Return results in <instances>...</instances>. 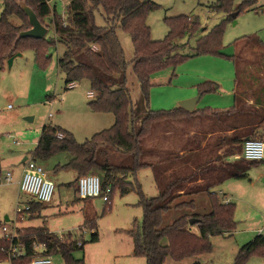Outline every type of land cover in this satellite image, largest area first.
<instances>
[{
  "label": "trees",
  "instance_id": "obj_1",
  "mask_svg": "<svg viewBox=\"0 0 264 264\" xmlns=\"http://www.w3.org/2000/svg\"><path fill=\"white\" fill-rule=\"evenodd\" d=\"M51 1L2 0L0 66L30 49L42 70L50 59L48 48L61 45L64 51L57 59V70L64 77L65 87L88 81L90 92L94 93L88 103L90 110L112 114L114 123L82 144L77 143L71 133L46 124L32 158L44 161L58 153H68L72 159L56 170L72 169L77 176L89 172L99 174L102 192L110 188L109 201L115 189L121 195L135 189L143 211L142 224L126 233L132 239L133 256L144 258L146 264H163L167 257L178 262L208 253L210 238L230 237L237 229L235 205L224 203L214 189L229 179L248 178L250 169L260 163L245 162L238 156L246 138L253 139L264 131V106L258 100L248 106L236 95L233 107L224 111L208 108L187 112L180 107L152 111L149 90L151 76L158 71L175 67L192 57L221 55L225 21L206 31L191 17L165 18L168 33L162 40L154 41L146 24L148 14L160 7L153 0H67L66 18L55 15ZM233 2L217 0L208 8L223 11L228 20L234 19L233 13L238 16L245 11L263 9L254 7V0H247L232 11ZM23 7L30 8L47 29L52 28L54 37L20 38V32L30 29ZM96 11L104 20L103 26L95 23ZM119 32L129 36L133 48L130 65L143 103L136 112L127 87L129 63L125 60ZM197 32L201 36L196 38L191 53L182 54L180 50L185 45H179L178 39L185 35L192 37ZM240 41L262 45L256 36L237 39L235 44ZM231 58L238 63L237 54ZM197 91L200 95L213 94L217 85L205 82L198 85ZM228 132L230 135H226ZM57 133H61L62 138H58ZM227 158L233 160L227 161ZM141 168L151 169L158 191L156 197H144L138 184L126 181ZM200 194H205L210 203L206 214L195 211L193 196ZM34 204L41 205L29 203V214ZM172 210L179 212V216L165 225L164 214ZM190 220L196 222L191 225ZM193 226L197 234L192 232ZM87 229L90 238L85 243H97L96 222L85 219L79 232ZM24 232L18 238L22 254L16 258L8 259L9 243L0 238V262L27 264L38 256L59 254L64 264H84V258L75 259L72 255L76 250L83 251L84 242L80 246L75 240L62 242L45 227ZM34 244H43L45 250L37 252ZM253 256H264V235H257L242 245L233 264H245Z\"/></svg>",
  "mask_w": 264,
  "mask_h": 264
},
{
  "label": "rangeland",
  "instance_id": "obj_2",
  "mask_svg": "<svg viewBox=\"0 0 264 264\" xmlns=\"http://www.w3.org/2000/svg\"><path fill=\"white\" fill-rule=\"evenodd\" d=\"M22 2V0H15ZM160 7L148 14L146 24L150 28L151 38L154 41L162 40L168 33V28L164 22L165 18H172L178 16H187L196 19L197 23L202 29L210 31L214 26L222 21L224 23V31L221 40V55L208 56L205 61H191L186 64L179 63L175 67H169L158 71L154 74H172V80L167 84L164 80L151 82L149 90V106L154 111H168L171 108V103L168 98L160 97V104H155L156 96L159 92H165L169 97L174 96L176 92L173 86H189L192 83L191 77L180 76L179 79L174 78L178 73L184 72L188 68L189 71L195 70L199 77L217 78L223 75L225 71L230 68L232 63L231 56L235 50V41L245 36H256L262 41L264 45V10L245 11L236 16L233 20L227 19V14L223 11H211L208 6L217 2V0H153ZM247 0H234L232 11L242 2ZM254 7H258L264 0H254ZM67 0H52L50 6L55 15L60 18H66ZM257 4V5H256ZM2 10V0H0V13ZM95 23L99 26L104 25V20L99 11L95 12ZM18 23V20H13ZM47 24V21H46ZM201 33L197 32L192 37L185 35L178 39L177 43L185 45L180 50L182 54L191 53L194 47L195 39ZM47 39L53 38V29L48 28L45 36ZM121 46L124 50L125 60L129 63L126 76L127 87L130 91V96L133 104V110L141 107L142 98L140 95L139 85L132 72L130 61L133 57V48L128 35L123 32L118 33ZM64 48L61 45L51 46L47 52L50 55L48 64L40 71L38 64L35 62L34 52L30 49L20 53L21 56L16 58L12 66L9 68L7 62L4 64L2 71H0V83L6 86H18L17 92L20 95L19 102L13 99L1 102L0 114L5 115L7 112L18 107V103H23L22 112L24 117H35V122L52 121L55 125L71 133L77 143L82 144L89 140L94 134L103 130L109 129L114 123V117L110 113H95L92 112L88 106L92 98L87 97V93L91 91L88 81L82 80L75 82L74 89H68L64 85V77L57 70V59L63 54ZM237 56L239 57L237 63V87L236 92L239 99L245 103L260 96L264 98V48L249 42H242L238 45ZM194 60V59H193ZM196 60V59H195ZM233 65V64H232ZM37 72L41 76L37 75ZM152 74V75H154ZM44 76V77H43ZM197 76V77H198ZM206 80L202 82L205 83ZM210 82V81H209ZM227 85L233 86V78L226 81ZM39 86H51L49 92L40 94L37 92ZM170 86V87H168ZM170 88V89H168ZM16 92V91H15ZM157 92V93H156ZM260 92L263 93L260 94ZM156 93V94H155ZM13 94L14 93L13 91ZM223 96V95H222ZM50 98V99H49ZM152 106H151V100ZM212 103L220 102L225 97H220L217 93L216 97H209ZM51 101L49 104H44L45 100ZM172 100V98H170ZM245 100V101H244ZM28 104V106H26ZM203 104V103H201ZM11 109H7V106ZM156 105V106H155ZM232 106V105H231ZM229 106V107H231ZM176 107V106H175ZM30 113V114H24ZM51 117L48 118V114ZM22 116V117H23ZM21 122V121H20ZM264 130V129H263ZM10 134L14 132L10 131ZM264 131L255 137V139L263 138ZM19 143L20 139L15 137L13 139ZM16 149V144L12 143ZM60 154V155H59ZM68 153H65L67 155ZM241 148L238 158H240ZM64 155L58 153L52 158L41 161L40 166L46 173V177L54 185V193L52 200L47 204L31 205L32 213L28 217L17 223L15 222L16 208L35 202L33 197L24 193H17L16 203H9L7 207L0 210V228L3 225L12 227L18 225L20 227V236L25 234L29 227H45L50 233L61 239L62 242L75 240L80 242H87L90 238L89 230L79 232L80 226L84 220H94L96 222L97 231L99 234V241L97 243H85L83 251L76 250L72 253L75 259L84 258L85 264H115L120 253H127L131 250L132 239L127 235V231L140 227L143 219V211L139 205V195L134 189L125 195H121L117 189L111 192L109 203H105L101 197L93 199H79L77 196V176L72 169H57L58 166H64ZM240 160H242L240 158ZM254 173V172H253ZM251 173V174H253ZM87 174H95L89 172ZM86 175V174H84ZM252 177L249 173V178ZM254 177V176H253ZM254 180V179H253ZM127 182L138 184L140 191L146 198H153L157 196V189L153 180L151 169L141 168L135 176L129 175L126 178ZM75 182V183H74ZM74 183V184H73ZM110 188L108 189V192ZM78 198V199H77ZM199 214H206L210 211V203L206 195L196 200V210ZM4 213V214H3ZM9 222H5V216ZM179 216V212L172 210L164 214L163 223L170 224ZM23 226V227H22ZM27 226V227H25ZM192 232L197 234V228L193 226ZM211 249L208 253L203 255L185 258L182 261H174L167 257L163 264H233L238 249L235 246L233 236H214L210 238ZM38 252V250H37ZM52 264H63V259L59 254L50 256ZM121 259V258H120ZM119 260V259H118ZM0 264H9V261L0 262ZM246 264H260V261L254 256L248 260Z\"/></svg>",
  "mask_w": 264,
  "mask_h": 264
},
{
  "label": "crops",
  "instance_id": "obj_3",
  "mask_svg": "<svg viewBox=\"0 0 264 264\" xmlns=\"http://www.w3.org/2000/svg\"><path fill=\"white\" fill-rule=\"evenodd\" d=\"M262 4H264V2ZM259 7L264 8V5H260L256 8ZM242 42L244 41H240L237 44H235V50L233 55L237 54L238 45H240ZM259 47L264 48L263 43ZM20 56L15 55L13 61ZM206 57L208 56L192 57L185 63L188 64L191 61H195V62L205 61L203 59H206ZM230 65H231L229 66L230 68H228V70L225 71L223 75L217 78H212V77L202 78L197 75L195 70L189 71L188 68L184 69L183 70L184 72L178 73V76L174 75V78L177 77V79H179L181 75L185 77H191L190 79H192V83L189 86H185L184 89H180L181 86H173V89H175L174 91L176 92H171V93H174V96H171V94H169V97H167L165 95V92L162 91L159 92V96H156L158 97L156 98V101L154 98L151 100V106L153 100L155 101L156 105L158 103L160 104V97H161V98H168L171 103V106L176 108L178 107V103L180 101L187 100L197 95H200L197 91V87L198 85L202 84L204 80H206L205 82L210 81L216 84L217 91L216 93L213 94L200 95V99L195 106V110H204L209 108L211 110L224 111L231 109L234 105V97L237 95L236 87H237L238 71H237V63L235 64L233 60L232 63H230ZM2 69L3 67H1L0 71H2ZM37 71L40 70L37 69ZM37 75L38 77L39 75L41 76V74H39L38 72ZM233 75H234L233 86H225V84L227 85L226 81L229 80L230 78H233ZM171 78H172L171 73L169 74V72H166V74H163L162 72H160V74L152 75L150 81L158 82L160 80H164V83L168 84L172 80ZM17 87L18 86L1 85L0 83V105L1 102L5 101L6 99L7 100L13 99L15 102H19L21 98L16 90ZM75 87L76 86H74V88ZM50 89L51 86H39L37 92L38 93L40 92V94L41 93L44 94L49 92ZM13 91L16 94H13ZM217 93H219L220 97H225V99L220 102L216 101V103H212L209 97H213V96L216 97ZM89 94L91 95V97L88 96ZM260 94L263 95L262 92H260ZM87 97L93 98L94 93L89 91L87 93ZM256 97L257 98L254 100V102L258 100L263 104L262 106H264V98H261L260 96H256ZM170 98H172V100ZM49 99L43 102L44 104L46 103L51 106L52 103ZM254 102L252 100L250 101L246 100L245 104L251 106L254 105ZM22 104L23 103L21 104L18 103V107L16 109L13 108L11 109V106L8 105L7 109H11V110L6 111L7 113L5 115L0 114V210L2 212H5L3 210L4 208L7 207V204L11 202L16 203L17 201V193L20 192L19 181L24 165L26 161H28L29 159H33L32 152L38 143L42 127L46 124L60 127L59 125H55V123H53L52 121H45L44 119L35 122V117L33 115L31 117H24L22 112V107L24 106ZM26 106H28V104ZM24 114H30V113H24ZM50 115L51 113L48 114V118L52 116ZM10 131L14 132V136L13 134H10L11 133ZM226 135H230V132H228ZM15 137L20 139L19 143L13 140ZM12 143L16 144L17 147L16 149L12 146ZM62 154L64 155L63 165H66L72 159V157L69 154L65 155V152H63ZM226 160L232 161L233 159L227 158ZM34 161L38 165L41 162L40 160H34ZM7 173L11 175L10 181H6L5 179ZM249 173L252 176L250 178H249ZM76 179H77V174H76ZM214 192L217 193L218 197L224 203H233L235 205L234 220L238 223V225L235 233L232 236L234 238L235 246L237 249H239L245 243L254 239V237H256L257 235L260 234L264 235V162H260L255 167L250 169V171L248 172V178L241 180L229 179L224 183H222L221 185H219L218 187H216L214 189ZM203 195L205 194L193 196V200L195 202V210H196V200L201 198V196ZM75 197H77L76 191H75ZM3 216H5V222L6 223L9 222L8 219L6 218V215ZM27 228H36V227L28 226ZM132 251H133V246L131 247V250L129 252L120 253L121 255L117 258L115 264H146V260L144 258L133 256ZM253 257H250L248 260H251ZM255 257L256 259H258V261H260V264H264V256H255Z\"/></svg>",
  "mask_w": 264,
  "mask_h": 264
},
{
  "label": "built area",
  "instance_id": "obj_4",
  "mask_svg": "<svg viewBox=\"0 0 264 264\" xmlns=\"http://www.w3.org/2000/svg\"><path fill=\"white\" fill-rule=\"evenodd\" d=\"M264 10L263 9H256ZM75 84H68V89L74 88ZM91 97V95H88ZM51 116V115H50ZM58 138H62L61 133H57ZM240 158L245 162H264V137L258 139H246L242 144V151ZM6 181H10L11 175L6 174ZM19 191L26 195L33 197L35 203L38 204H47L52 200L54 193V185L48 180L45 176V173L41 166H39L33 159L26 161L20 181H19ZM109 192H102L101 190V180L95 174H87L82 177H79L77 180V197L79 199H93L101 197L105 203H109ZM18 204L16 208V217L15 222H21L24 217H28L29 214V204H25L22 207H19ZM20 227L18 225H13L8 227L3 225L0 228V238H3L6 242L9 243V248L7 250L8 259L16 258L22 254V245L19 243V232ZM84 232V231H81ZM17 240V243L14 244L13 241ZM81 242L78 241L77 245L80 246ZM35 250L40 253L45 250L43 244H34ZM27 264H52L49 256H38L33 258Z\"/></svg>",
  "mask_w": 264,
  "mask_h": 264
},
{
  "label": "water",
  "instance_id": "obj_5",
  "mask_svg": "<svg viewBox=\"0 0 264 264\" xmlns=\"http://www.w3.org/2000/svg\"><path fill=\"white\" fill-rule=\"evenodd\" d=\"M23 13L27 17L30 29L20 32L19 37L24 38H31V39H43L47 34V28L43 26L40 21L37 19L35 13L28 7L22 8ZM236 13L232 14V18L236 17ZM16 56H20V54H16ZM15 57V56H14ZM14 57L7 60V66L10 68L12 66V62ZM1 70V66H0ZM200 99V95H197L193 98L180 101L178 103V107L184 109L187 112L195 111V106ZM196 220H190V224L193 225Z\"/></svg>",
  "mask_w": 264,
  "mask_h": 264
}]
</instances>
